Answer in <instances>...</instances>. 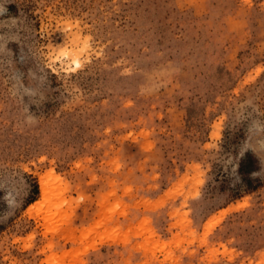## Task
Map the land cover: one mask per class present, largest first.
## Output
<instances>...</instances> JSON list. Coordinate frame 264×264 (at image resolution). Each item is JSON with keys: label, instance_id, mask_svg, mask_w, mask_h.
I'll return each instance as SVG.
<instances>
[{"label": "rangeland", "instance_id": "1", "mask_svg": "<svg viewBox=\"0 0 264 264\" xmlns=\"http://www.w3.org/2000/svg\"><path fill=\"white\" fill-rule=\"evenodd\" d=\"M0 264H264V0H0Z\"/></svg>", "mask_w": 264, "mask_h": 264}]
</instances>
